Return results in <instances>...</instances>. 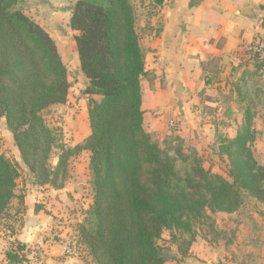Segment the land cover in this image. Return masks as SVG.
Here are the masks:
<instances>
[{
    "label": "trees",
    "instance_id": "trees-1",
    "mask_svg": "<svg viewBox=\"0 0 264 264\" xmlns=\"http://www.w3.org/2000/svg\"><path fill=\"white\" fill-rule=\"evenodd\" d=\"M23 1L0 0V119L39 186L62 189L70 159L90 153L93 203L77 227L78 251L82 248L96 264H167L173 258L159 244L165 231L175 243L190 236L184 241L186 253L195 241V225L210 219L209 213L233 214L245 196L264 204V164L252 150L264 90L243 89L249 76L264 68V49L258 48L263 41L245 51L253 71L232 83L246 106L236 136L219 138L218 155L229 162L226 178L206 170L179 136L160 143L146 131L142 82L151 73L130 0H75L70 28L78 33L80 68L88 81L90 135L75 147L58 146L44 112L67 102L68 71L54 39L18 7ZM201 69L206 85L220 79L222 69L214 61L201 63ZM56 147L58 162L51 166ZM19 176L0 154V218L17 198ZM26 250L22 243L10 244L7 264L27 262Z\"/></svg>",
    "mask_w": 264,
    "mask_h": 264
},
{
    "label": "rangeland",
    "instance_id": "rangeland-1",
    "mask_svg": "<svg viewBox=\"0 0 264 264\" xmlns=\"http://www.w3.org/2000/svg\"><path fill=\"white\" fill-rule=\"evenodd\" d=\"M130 1L136 10L137 25L144 24L146 15L149 17L147 7L151 6L154 0ZM75 3V0H24L18 6L28 17L50 34L57 45L63 63L67 67L71 84L67 102L64 105L52 106L44 112L45 122L55 133L58 146L65 148L75 147L90 135L88 114L90 97L85 93L88 81L80 68L75 43V36L78 33L70 28L71 9ZM137 30L141 39L140 27ZM143 31L141 30V33L144 36ZM262 41L263 43L260 45L264 48V40ZM234 61L238 65L232 71L231 68L223 67L222 75H220L221 86L216 84L215 87L210 85V87L205 88L202 82V86L195 87L186 82L185 87L190 88L188 89L189 92L185 91V87L182 89L178 87L174 97L165 93L168 101L175 105L173 109L177 112L173 118H168V122L166 121L168 130L166 137L161 138V140L153 133L155 139L160 143H163L171 135L179 136L186 150L191 148L196 150L206 170H211L213 173L221 174L226 178H228L229 162L226 158L221 159L218 155L220 137L234 138L236 136L238 129L244 124L246 106L245 103L240 104L235 89H232V83L238 80L246 70L253 71L254 64L251 59H248L245 52L240 61ZM152 63L151 58L147 59L146 67L150 68ZM218 64L220 65V63ZM256 74L252 78L249 76L245 84L246 88L245 86L243 88L244 92L249 93L251 89L258 87L264 90V68ZM149 76L143 80L145 91L150 88L153 89L156 81L159 82L152 73ZM193 79L194 77H192ZM159 83L158 85L164 87L162 82ZM217 88L219 89L217 90ZM93 98L100 99L98 97ZM187 103H189L187 108L191 114L184 115L182 109ZM259 104L254 121L257 138L252 145V150L257 162L263 165L264 97ZM176 122L178 128L174 129L171 124L174 123L177 126ZM59 153L58 147L53 149L50 159L51 166H56ZM0 154L6 156L17 167L20 174L17 180V198L12 201L9 209L0 219L7 218L5 222L9 223L10 217H15L12 215L14 212L20 214L24 206L21 198L29 193L32 196H39V192H42L41 194L48 192L46 198L61 194L63 199L58 204L47 201L45 204L35 205L44 208V212L52 214L56 220H59V216L63 215L64 219H61L60 222L62 220L66 222L62 226L71 230H69L72 236L70 239L76 242L77 227L84 222L87 216L86 212L93 203L90 153L83 151L70 159L68 179L62 189H54L48 185L39 186L35 183V177L23 163L21 154L14 144L13 134L8 130L5 119H0ZM63 190L65 192L61 193ZM38 210L39 208H37ZM209 216L210 219L195 225V241L186 253H183L186 248L184 241L187 242L190 239L189 235L175 243L171 239L170 232H164L159 244L165 253L173 258L167 264H264L263 203L245 196L244 203L237 212L230 215L209 213ZM20 221L18 220V222ZM12 243L10 242V244ZM29 253L32 251L29 250ZM83 253H85L83 255L88 264H96L91 256L85 251ZM27 258V261L31 263L37 259L29 258V256Z\"/></svg>",
    "mask_w": 264,
    "mask_h": 264
},
{
    "label": "crops",
    "instance_id": "crops-1",
    "mask_svg": "<svg viewBox=\"0 0 264 264\" xmlns=\"http://www.w3.org/2000/svg\"><path fill=\"white\" fill-rule=\"evenodd\" d=\"M147 9L149 17L146 15L145 23L137 25L140 44L146 60H153L147 71L164 87L156 81L153 89L143 88L144 127L163 139L168 132V118L177 112L165 93L174 97L178 87L182 89L186 82L195 87L202 86L203 82L205 88L210 87L204 83L207 73L201 69V63L214 61L220 63L221 69L226 67L232 71L238 65L234 60L240 61L249 45L264 40V0H163L162 4L154 0ZM221 83V78L216 79L211 87ZM185 88L189 92L190 88ZM188 105L182 109L184 115L191 114ZM41 193L23 196V210L12 214L15 217H10V224L5 222L7 218L0 219V264H7L5 251L10 242L26 245L32 253L26 250L25 254L37 258L35 264H88L85 253L78 251L75 241L70 239V229L62 226L66 224L64 220L60 222L63 215L56 220L35 205L47 201L58 204L63 196L46 198L48 192ZM68 245L73 249L72 254L66 252Z\"/></svg>",
    "mask_w": 264,
    "mask_h": 264
},
{
    "label": "built area",
    "instance_id": "built-area-1",
    "mask_svg": "<svg viewBox=\"0 0 264 264\" xmlns=\"http://www.w3.org/2000/svg\"><path fill=\"white\" fill-rule=\"evenodd\" d=\"M258 48H259L261 51L264 49L263 46H261V45L258 46ZM176 121H177V120H176ZM176 123H177V122H176ZM171 127L174 128V129H177V128H178V123H177V126H176V124L172 123V124H171ZM66 252H67V254H72L73 249L71 248L70 245H68V247H67V249H66ZM23 264H33V263L27 261V262H24Z\"/></svg>",
    "mask_w": 264,
    "mask_h": 264
}]
</instances>
